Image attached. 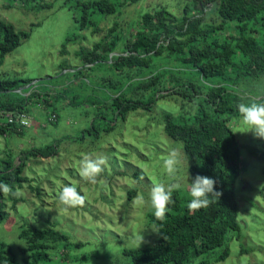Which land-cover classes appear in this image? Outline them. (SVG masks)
I'll use <instances>...</instances> for the list:
<instances>
[{"label": "rangeland", "instance_id": "rangeland-1", "mask_svg": "<svg viewBox=\"0 0 264 264\" xmlns=\"http://www.w3.org/2000/svg\"><path fill=\"white\" fill-rule=\"evenodd\" d=\"M43 1L52 5L34 9L18 0H0V18L11 22L16 29L30 32L28 38L5 55L0 63V77L31 79V83L42 86L48 83L49 78L58 76L62 62L68 65V71L81 67L82 61L76 52L94 48L98 41L108 36L114 23L119 33L129 40L130 33L135 32V21L143 12L164 4L179 16L183 4V0H139L122 7L118 13L95 16L98 28L94 30L93 26L79 29L72 11L62 4L63 0ZM68 36L72 39L65 43V53L61 55L60 49ZM119 47L120 44L109 56L119 53ZM164 67L183 68L176 61L162 56L154 60V68L162 70ZM88 71L92 81L84 87L74 80L68 84L76 86L74 91L81 95L76 97L79 102L84 99L79 106L69 103L71 97L67 94L56 105H51L53 108L31 104L28 124L22 129V134L9 136L0 133V144L3 145L0 158L10 155L14 163L18 162L23 149L58 142L55 155L30 157L25 161L23 175L27 180L17 187L22 195L16 197L18 201L15 204L3 195L6 217L0 223V239L10 246L20 261L26 256L19 250L24 241L18 238V232L21 224H31L38 228L54 226V229L67 234L72 242L84 243L81 247L70 248L71 255L67 260H62V256L68 254L66 249L57 243L55 250L50 252L51 261L41 264H125L129 258L123 255V249L148 247L155 239V229L148 223L147 214L152 209L147 201L153 183L169 182L163 158L173 149L180 160L175 182L181 184L179 190L182 192L188 188L189 162L183 154L182 142L166 135L162 115L169 112L190 118L198 106L197 100L188 101L176 93L172 83L166 80L170 78L166 72L161 79L165 78L167 90L158 92L152 104L128 112L122 120L113 111L112 99L119 88L124 98L147 99L151 91L133 89L136 80L144 81L150 76L147 68L135 79L123 81L104 64ZM250 81L243 96H254L264 87V75L260 81ZM63 84L58 87L62 88ZM50 88L51 93L56 91L55 84ZM53 110L57 117L51 122ZM228 124L236 136L245 164L236 182L241 238L233 237L227 242L229 253L224 260L215 262V254L204 257L210 259L211 264H264V163L249 153V148L264 151V140L255 138L251 132H243L246 126L240 116L231 118ZM108 126L112 128L107 130ZM84 154L108 158L104 172L95 183L79 175V161ZM66 184L75 185L86 197L83 206L66 207L58 201V191ZM31 187H38L40 193ZM133 189L135 193L129 197V191ZM140 195L145 198L144 206L135 203ZM141 235L143 242L138 247ZM74 257L77 258L73 260Z\"/></svg>", "mask_w": 264, "mask_h": 264}, {"label": "trees", "instance_id": "trees-1", "mask_svg": "<svg viewBox=\"0 0 264 264\" xmlns=\"http://www.w3.org/2000/svg\"><path fill=\"white\" fill-rule=\"evenodd\" d=\"M18 1L34 9L52 5L43 0ZM138 1L63 0L62 4L72 11L79 29L93 26L95 30L98 28L95 16L118 13L122 7ZM134 28L135 32L130 33L128 40L114 23L108 36L98 41L94 48L76 52L82 61L81 67L68 71V65L60 63L58 76L49 78L47 85L38 87L31 83V79L0 77V118H3L0 133L9 136L22 134L26 125L20 124L19 117L22 113L29 116L31 104L53 108L51 105H56L67 94L71 97L69 103L79 106L84 99L78 101L81 95L74 91L76 86L68 85L69 81H78V85L84 87L92 81L88 70L93 71L96 65H106L117 73L120 80L122 78L121 81L135 79L144 68L150 74L144 81L136 80L137 84L133 85L134 91H151L147 99L124 98L120 88L113 97V111L122 120L128 112L146 108L154 102L158 92L167 90L165 78L162 80L161 76L168 72L170 78L166 80L172 83L175 92L188 101L196 99L198 106L190 118L164 113L163 130L173 140L182 142L183 154L189 162V182L196 174L211 177L217 181L215 188L222 195L219 198L210 196L213 203L207 208L190 212L186 207L190 199L188 188L184 192L174 191L172 198L175 203L168 206L163 221L157 220L153 211L147 214L148 223L156 233L153 243L144 248L123 249V255L129 258L125 264H211L212 261L204 257L208 254H215V262L224 260L229 253L227 242L233 237L241 238L236 182L245 169L238 141L228 121L240 116L236 108L238 102H249L264 94L262 87L254 96H243L248 81H260L264 75V0H183L179 16L161 4L143 12L135 21ZM29 34L28 30L16 29L11 22L0 18V63ZM71 39L66 37L60 49L61 55L65 53V43ZM119 44L121 51L109 56ZM160 56L176 61L183 68H154V60ZM64 80L68 83L63 84ZM52 84L56 87L54 93L50 90ZM61 84L62 88H59ZM32 98L35 99L31 102ZM7 115L13 118L12 121H8ZM52 115L51 122L57 117L54 110ZM111 128L108 126L107 130ZM57 145L58 142L23 149L15 163L9 154L7 158H0V181L14 189L20 187L27 180L23 175L25 161L30 157L55 155ZM249 153L264 163V151L249 148ZM262 171L264 174V164ZM31 189L40 193L38 187ZM134 193V189L129 191V197ZM7 197L13 204L18 201L16 197ZM3 200L0 193V223L6 217ZM18 238L24 241L19 250L26 257L20 261L10 246L0 239V264L49 262L50 252L55 250L57 243L66 249L68 254L62 256V260H67L71 255L70 248L84 244L72 242L67 234L54 229V226L38 228L21 224ZM216 249L219 250L214 251Z\"/></svg>", "mask_w": 264, "mask_h": 264}, {"label": "clouds", "instance_id": "clouds-1", "mask_svg": "<svg viewBox=\"0 0 264 264\" xmlns=\"http://www.w3.org/2000/svg\"><path fill=\"white\" fill-rule=\"evenodd\" d=\"M237 111L242 123L246 126L245 131L251 132L255 138L264 140V94L251 99L245 103L243 101L236 104ZM3 145L0 144V149ZM108 158L104 155L84 154L79 161V175L84 180L95 183L97 177L105 170ZM180 163L179 154L176 150H171L163 158V168L169 177V182H155L152 184L149 192L148 203L157 220L163 221L168 211V206L175 203L172 198L174 191L181 188V184L175 182L178 175V165ZM189 182V173L186 176ZM217 181L211 177L196 174L192 177L188 186V200L186 207L190 212H195L202 208H207L213 200L209 197L219 198L222 193L216 188ZM0 193L5 197H19L22 195L18 188L14 189L8 183L0 181ZM58 201L66 207L83 206L86 203V197L82 195L77 187L72 184L63 185L58 191ZM137 206H144L146 201L143 195L137 197L135 201ZM143 242L142 235L138 237V247Z\"/></svg>", "mask_w": 264, "mask_h": 264}, {"label": "built area", "instance_id": "built-area-1", "mask_svg": "<svg viewBox=\"0 0 264 264\" xmlns=\"http://www.w3.org/2000/svg\"><path fill=\"white\" fill-rule=\"evenodd\" d=\"M7 117H8V121H12L13 118H11V116L7 115ZM19 122L22 125H27L28 124V119H27V117H26V115L24 113L20 114Z\"/></svg>", "mask_w": 264, "mask_h": 264}, {"label": "crops", "instance_id": "crops-1", "mask_svg": "<svg viewBox=\"0 0 264 264\" xmlns=\"http://www.w3.org/2000/svg\"><path fill=\"white\" fill-rule=\"evenodd\" d=\"M65 101V100H64ZM63 103H65V102H63ZM33 106H35V105H33Z\"/></svg>", "mask_w": 264, "mask_h": 264}, {"label": "water", "instance_id": "water-1", "mask_svg": "<svg viewBox=\"0 0 264 264\" xmlns=\"http://www.w3.org/2000/svg\"><path fill=\"white\" fill-rule=\"evenodd\" d=\"M19 90L21 89V88H18Z\"/></svg>", "mask_w": 264, "mask_h": 264}]
</instances>
